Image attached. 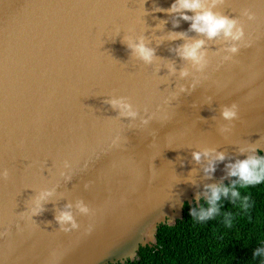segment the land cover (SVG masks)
Returning a JSON list of instances; mask_svg holds the SVG:
<instances>
[{"label":"water","instance_id":"obj_1","mask_svg":"<svg viewBox=\"0 0 264 264\" xmlns=\"http://www.w3.org/2000/svg\"><path fill=\"white\" fill-rule=\"evenodd\" d=\"M173 2L0 0V264L133 261L264 153V0H201L240 41L192 30ZM197 40L200 65L180 55Z\"/></svg>","mask_w":264,"mask_h":264},{"label":"trees","instance_id":"obj_2","mask_svg":"<svg viewBox=\"0 0 264 264\" xmlns=\"http://www.w3.org/2000/svg\"><path fill=\"white\" fill-rule=\"evenodd\" d=\"M234 181L232 177L223 185ZM238 191L239 199L221 197L219 211L205 220L198 217L200 209L207 207V198L200 204L186 202L183 218L175 225L161 224L157 244L141 246L137 258L125 264H260L253 253L264 246V184ZM245 195L247 209L241 204Z\"/></svg>","mask_w":264,"mask_h":264},{"label":"clouds","instance_id":"obj_3","mask_svg":"<svg viewBox=\"0 0 264 264\" xmlns=\"http://www.w3.org/2000/svg\"><path fill=\"white\" fill-rule=\"evenodd\" d=\"M181 18L184 20H191V29L205 34L208 38H212L220 34L221 32L226 38H230L233 41H240L243 38V30L236 26V21L228 19L227 17L218 16L210 10H205L204 4L201 0H174L173 4L170 6L169 11L176 12L181 11ZM187 11L194 13L193 16H188ZM249 19H254L253 14H249ZM202 40H197L191 44H185L180 51V55L186 59L192 60L194 63L200 65L203 62V54L199 51L203 45ZM136 52L145 61H150L153 56V50L146 47L143 43L137 44L135 46ZM237 47L233 46L229 49L230 52H237ZM184 75V73H182ZM114 105L118 106L122 114L128 116H134L135 113L131 109V105L124 101H113ZM237 115L236 106L233 105L231 108H225L223 111V116L227 119L234 118ZM243 151V149L241 150ZM249 151L255 153L256 149L254 146H249ZM205 155H208L205 153ZM193 158L199 161L200 154L193 153ZM215 160L223 161L225 159L223 153H218ZM228 175L235 177L231 185H209L207 191L209 193L206 204L207 207H202L199 212L198 219L205 220L212 218L218 211V202L221 197H231L233 200L240 198L239 189H247L252 186L264 184V153L260 155L251 154L246 156L244 159L236 160L227 165ZM215 169V165L212 161L209 162L208 167L205 172L211 173ZM238 182V183H237ZM249 197L245 195L242 198V207L247 209L249 207ZM85 210V209H82ZM192 216H196L194 210L191 211ZM61 222L71 221L72 217L68 213H63L58 217ZM226 223L230 224V220H226ZM75 225H73L74 227ZM264 243V242H262ZM253 257H260V264H264V246L255 250Z\"/></svg>","mask_w":264,"mask_h":264}]
</instances>
